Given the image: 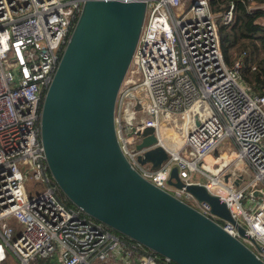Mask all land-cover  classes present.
<instances>
[{
	"label": "built area",
	"instance_id": "obj_1",
	"mask_svg": "<svg viewBox=\"0 0 264 264\" xmlns=\"http://www.w3.org/2000/svg\"><path fill=\"white\" fill-rule=\"evenodd\" d=\"M85 1L0 0V264H174L66 206L48 170L42 103ZM250 10L262 13L255 23L264 27V5ZM233 11L231 4L217 15L210 0H146L114 124L120 149L140 176L264 262V94L243 82L246 53L231 65L224 59L219 27L232 25ZM146 128L157 144L137 149ZM157 146L167 152L157 169L138 162ZM220 148L233 158L221 163ZM173 168L184 184H203L218 196L246 236L170 186Z\"/></svg>",
	"mask_w": 264,
	"mask_h": 264
},
{
	"label": "water",
	"instance_id": "obj_2",
	"mask_svg": "<svg viewBox=\"0 0 264 264\" xmlns=\"http://www.w3.org/2000/svg\"><path fill=\"white\" fill-rule=\"evenodd\" d=\"M145 15L146 0L85 1L42 103L40 138L50 175L74 207L174 264H264L217 223L140 176L120 149L116 98ZM143 137L137 149L157 144L153 128ZM166 159L157 146L138 162L157 169ZM168 184L246 236L207 186L184 184L177 168Z\"/></svg>",
	"mask_w": 264,
	"mask_h": 264
},
{
	"label": "trees",
	"instance_id": "obj_3",
	"mask_svg": "<svg viewBox=\"0 0 264 264\" xmlns=\"http://www.w3.org/2000/svg\"><path fill=\"white\" fill-rule=\"evenodd\" d=\"M231 4L234 5L232 25L219 27L224 59L230 65L232 60L246 53L241 72L243 82L253 91L264 94V27L255 23L262 13L250 10L264 5V0H210L211 9L217 15L225 12ZM58 197L66 206L74 207L60 191Z\"/></svg>",
	"mask_w": 264,
	"mask_h": 264
},
{
	"label": "rangeland",
	"instance_id": "obj_4",
	"mask_svg": "<svg viewBox=\"0 0 264 264\" xmlns=\"http://www.w3.org/2000/svg\"><path fill=\"white\" fill-rule=\"evenodd\" d=\"M235 55L236 54H234V57H235ZM231 62H233V60ZM228 153H229V150H227L226 148H220L219 149V154H221L222 158H223V160H221V163L225 162L226 160H231L233 158V157H228ZM215 154H216V152L212 153L211 156L213 157ZM208 161L210 162V164H212L213 158H208ZM230 164H232V162ZM217 167L218 166H215V167L211 168V170H213V169L215 170V169H217ZM25 185L28 188V187H31L33 185V183H32V181L30 179H27L25 181ZM234 211L237 212V209L234 208Z\"/></svg>",
	"mask_w": 264,
	"mask_h": 264
},
{
	"label": "bare ground",
	"instance_id": "obj_5",
	"mask_svg": "<svg viewBox=\"0 0 264 264\" xmlns=\"http://www.w3.org/2000/svg\"><path fill=\"white\" fill-rule=\"evenodd\" d=\"M165 145H168L169 147H173V145H172V144H170L169 142H167ZM208 169H210V170H211V167H210V165L208 166Z\"/></svg>",
	"mask_w": 264,
	"mask_h": 264
},
{
	"label": "crops",
	"instance_id": "obj_6",
	"mask_svg": "<svg viewBox=\"0 0 264 264\" xmlns=\"http://www.w3.org/2000/svg\"><path fill=\"white\" fill-rule=\"evenodd\" d=\"M252 8V7H251ZM203 182H205V181H203Z\"/></svg>",
	"mask_w": 264,
	"mask_h": 264
}]
</instances>
